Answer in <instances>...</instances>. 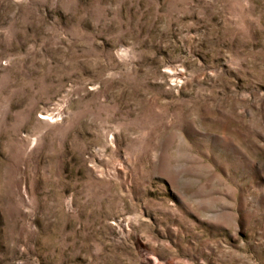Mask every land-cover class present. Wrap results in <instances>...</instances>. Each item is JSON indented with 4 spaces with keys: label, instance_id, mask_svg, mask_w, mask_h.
<instances>
[{
    "label": "rangeland",
    "instance_id": "obj_1",
    "mask_svg": "<svg viewBox=\"0 0 264 264\" xmlns=\"http://www.w3.org/2000/svg\"><path fill=\"white\" fill-rule=\"evenodd\" d=\"M0 264H264V0H0Z\"/></svg>",
    "mask_w": 264,
    "mask_h": 264
}]
</instances>
